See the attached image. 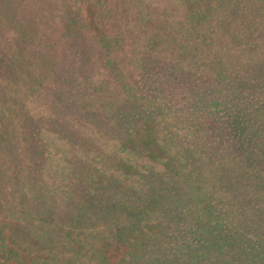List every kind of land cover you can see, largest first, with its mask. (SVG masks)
<instances>
[{
  "label": "trees",
  "instance_id": "obj_1",
  "mask_svg": "<svg viewBox=\"0 0 264 264\" xmlns=\"http://www.w3.org/2000/svg\"><path fill=\"white\" fill-rule=\"evenodd\" d=\"M254 196L264 0H0V264H237Z\"/></svg>",
  "mask_w": 264,
  "mask_h": 264
},
{
  "label": "rangeland",
  "instance_id": "obj_2",
  "mask_svg": "<svg viewBox=\"0 0 264 264\" xmlns=\"http://www.w3.org/2000/svg\"><path fill=\"white\" fill-rule=\"evenodd\" d=\"M237 156L240 157L239 155ZM238 179L237 175H233L230 181L224 177L223 181L217 185L219 197H222V195H226L228 198L233 196L237 191L234 183ZM250 202V205L245 209L248 214V223L244 222V227L241 224L237 226L240 230L238 231L240 235L236 238L240 243L228 249L230 260L237 262V264H259L264 261V218L256 217V211L262 207L264 208V197L258 200L254 196L250 198ZM232 236L235 237L234 234ZM173 245L175 244L173 243ZM172 249L174 250V248Z\"/></svg>",
  "mask_w": 264,
  "mask_h": 264
}]
</instances>
